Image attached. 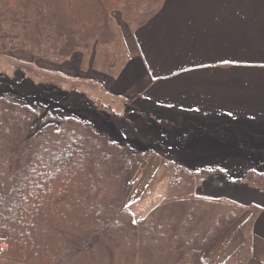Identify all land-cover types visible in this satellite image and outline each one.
Here are the masks:
<instances>
[{
  "label": "rangeland",
  "instance_id": "obj_1",
  "mask_svg": "<svg viewBox=\"0 0 264 264\" xmlns=\"http://www.w3.org/2000/svg\"><path fill=\"white\" fill-rule=\"evenodd\" d=\"M184 1L187 4L183 0H162L154 16L143 26L129 24L121 12H113L115 41L97 46L89 53L78 52L64 61L59 58L55 62L50 57L46 59L47 55L40 57L27 49L0 52V83L6 76L7 95L20 96L41 110L37 119L39 126L52 122L61 124L69 116L76 117L94 124L113 141L145 155L136 162L131 191L126 199H123L124 185L102 178L97 191L101 201L96 209L115 212L113 219L120 216L111 230L92 242L93 236H87L91 233L89 228L75 223L61 225L62 230L55 238L71 255L64 264H198L195 250L203 238L216 227H229L218 237L220 239L237 223L231 225L233 218L246 208V213L251 214L252 207H256L248 205L244 210L236 202L239 196L217 183L220 181L230 188L233 184L226 181L227 177L219 174L207 179L196 173L205 168L217 169L228 172L224 174L236 180L249 170L263 174L264 158L251 159L238 152L231 144L234 140L231 129L221 130L215 125L207 128L198 117L168 118L157 113L160 107L148 99L152 94L151 85L155 83L150 80L149 85V80L145 81L149 74L143 59L144 55L152 58L156 49L167 56L166 45L180 44L188 46L193 61H206L204 50L213 51L221 40L233 37L241 51L252 44L260 49L254 58L262 61L264 30L256 28L255 19L258 12L264 14V6L258 0L253 7L255 16H249L254 18L253 22L240 18L238 31L234 22L231 26L224 22L223 28L216 30L208 11L204 15L208 20H204L202 10L207 8L202 0ZM231 1L234 4L230 5ZM243 1L211 0L205 4L218 12L223 11L224 6L225 17L240 4L243 11L240 17H245V9L251 11V6L241 4ZM168 12L173 13V20L159 19L144 32V39L140 41L138 34L142 28L158 15L166 18ZM182 32H186V38ZM183 41L186 44H182ZM154 56L155 64H161L159 57ZM226 59L229 58L220 61ZM233 59L235 56L231 61ZM218 66L216 71L222 69L227 74L238 75L240 70L230 63ZM159 94L166 98V92ZM143 98L149 102H144ZM183 169L191 172L192 178L181 174ZM258 185L262 187L264 180ZM120 210L125 213L120 214ZM5 240L0 234V264H37L8 256ZM216 241L204 252L205 264L206 255Z\"/></svg>",
  "mask_w": 264,
  "mask_h": 264
},
{
  "label": "trees",
  "instance_id": "obj_2",
  "mask_svg": "<svg viewBox=\"0 0 264 264\" xmlns=\"http://www.w3.org/2000/svg\"><path fill=\"white\" fill-rule=\"evenodd\" d=\"M161 2L0 0V52L27 49L55 62L59 58L64 61L78 52L89 53L97 46L113 43V12H121L129 24L143 26ZM141 17L146 18L139 21ZM47 46L50 51H43ZM5 81L6 76L0 83V234L6 238V254L37 264H64L71 255L55 238L61 225L75 223L89 228L91 233L87 236H93L92 242L111 230L120 216L113 219L115 212L96 209L101 201L97 191L102 178L124 185L126 199L136 162L145 155L113 141L94 124L76 117L69 116L61 124L39 126L41 110L20 96L7 95ZM190 173L186 169L181 172L192 178ZM224 173L228 172L205 168L196 174L207 179L220 174L235 186L264 189V185H258L264 180V173L249 170L236 180ZM255 180L254 185L251 182ZM246 210L233 218L231 225ZM124 213L120 210V214ZM259 213L260 209L254 208L241 225L244 242L225 264L249 263L253 255L252 230ZM228 228L216 227L199 242L195 250L198 264H205L204 252Z\"/></svg>",
  "mask_w": 264,
  "mask_h": 264
},
{
  "label": "crops",
  "instance_id": "obj_3",
  "mask_svg": "<svg viewBox=\"0 0 264 264\" xmlns=\"http://www.w3.org/2000/svg\"><path fill=\"white\" fill-rule=\"evenodd\" d=\"M210 1L202 0V5L207 8L202 10V15L204 16L208 11V17L211 16L214 19L216 30L222 29L224 22L230 26L231 22H234L237 31L240 18L247 22H253L254 18H249V16H255L253 7L259 3L258 0L257 2L245 0L241 4L246 3L247 6H251V11L248 8L245 9V17L242 15L240 17V12H243L240 9L242 7L240 4L236 8L232 6L234 11L225 17V7L223 6V11L218 12L215 8L205 4ZM261 1L260 5L264 6V0ZM183 3L187 4L184 0ZM232 4H234L233 1L230 5ZM173 5H178V3ZM172 15V12H168L166 18L163 15L156 16L153 21L142 28V32H139L140 41L144 39V32L152 24L161 18L171 22ZM208 17L204 16L206 22ZM255 20L256 28L264 30V14L258 12ZM181 35L185 38L187 36L186 32H182ZM231 35H235L234 31ZM216 36L219 35L216 34ZM252 41L254 42L253 39ZM182 44H186L185 41ZM187 47L180 44L170 47L166 45L167 56L161 55L156 49L154 55L158 56L162 62L157 65L154 55L152 58L144 55L143 61L149 74L145 81L149 80V85H151L150 80L155 83L151 85V99H148L160 107L161 110H158L157 113L168 118L198 117L207 128L215 125L221 130L231 129V134L234 136L231 144L238 152L251 159L264 158V60L258 61L254 58V54L261 50L254 48L252 44V47L247 45V49L241 51L237 49L238 41L230 37L227 40H221L215 50H204L206 61H193L192 53L188 51ZM148 51L149 53L153 52L152 49ZM232 56H235V59L231 61ZM224 57L229 59L220 61ZM183 59L184 61H182ZM222 63H230L233 68L240 69L236 73L239 76L227 74L228 72L224 73L222 69L216 71V65L220 67ZM151 64L153 65L151 66ZM163 92H166V98L160 96L159 93ZM143 100L149 102L145 98ZM153 115L156 114L153 113ZM217 183H220L225 189L231 190L234 196H239L240 200L236 202L242 207L256 205L252 208L260 209L252 230L254 249L248 264H264V189L235 185L227 188L222 182L218 181ZM249 216V212L244 214L215 242L206 255L207 264H225L242 245L244 234L241 225Z\"/></svg>",
  "mask_w": 264,
  "mask_h": 264
}]
</instances>
